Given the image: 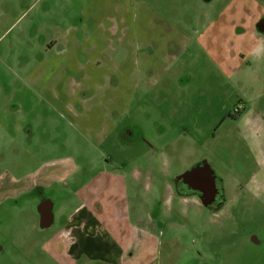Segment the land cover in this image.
<instances>
[{"label": "crops", "instance_id": "crops-1", "mask_svg": "<svg viewBox=\"0 0 264 264\" xmlns=\"http://www.w3.org/2000/svg\"><path fill=\"white\" fill-rule=\"evenodd\" d=\"M21 1L25 0H0V208L15 201L23 213L25 205L35 206L33 222L24 217V225H29L34 237L36 231L43 237L42 251L55 264H183L189 252L184 245V224L179 228L177 222L154 218L149 198L165 187L161 176H167L172 161L177 160L168 148L196 143L201 131L215 126L210 116L217 110V74L224 83L241 76L245 68L241 57L256 51L250 41L257 31L249 33L247 23L240 29L218 27L219 16L211 21L206 15L146 11L129 21L122 62V47L112 40L107 45L88 43L90 35L104 28L101 23H97L101 29L87 25L97 15L88 12L87 22L76 24L72 12L52 14L45 4L43 21H34L31 30L24 27L20 35V41L28 31L35 37L32 60L21 58L10 79L1 47L6 35L1 32L2 20ZM104 29L115 34L114 28ZM126 59L127 110H120L114 101L121 94L116 75L110 81L106 74L96 82L97 98L112 99L111 109L104 113L106 124L98 129L99 146L111 141L120 156L95 171L83 151L67 155L73 146L81 151L86 136L67 133L54 114L61 107L67 125L94 130L88 116L96 111L83 101L79 89L84 91L103 67L120 72ZM25 66H31V75H26L30 71ZM125 115L128 121L122 123ZM89 141L94 144L92 137ZM51 146L56 149H48ZM9 147L11 155H6ZM58 148L62 156L56 155ZM136 148L140 153L131 155ZM9 156L11 168L3 164ZM28 162L34 165L26 172ZM199 168L201 176L213 179L210 165ZM186 172L172 178L174 187L163 188L171 195L165 211L172 215L187 202ZM209 188L214 186L209 184L202 191L190 188L201 196L200 207H211L217 200V193ZM169 227L177 230L169 234Z\"/></svg>", "mask_w": 264, "mask_h": 264}, {"label": "rangeland", "instance_id": "rangeland-1", "mask_svg": "<svg viewBox=\"0 0 264 264\" xmlns=\"http://www.w3.org/2000/svg\"><path fill=\"white\" fill-rule=\"evenodd\" d=\"M45 4L50 7L52 14L55 12L63 16L65 12H72L76 24L82 20L87 22L88 12L97 15L95 22H87L89 28H99L97 23H101L104 28H114L115 34L109 35L105 33L109 29L99 28L100 33L90 35L88 43L107 45L112 40L115 46L122 47V62L124 49H127L129 41V21L136 14L146 11L179 12L193 17L206 15L211 16V21L216 18L214 16H219L218 27L225 24L240 29L245 28L244 23H247L249 33L257 31L258 35L250 41V48L253 47L256 51L252 55L241 57L245 67L241 76H235L237 78L233 77L230 82L224 83L225 80L217 74L218 104L216 114L210 116L215 119V126L212 124L208 130L201 131L202 136L196 143L186 142L177 148H168L172 157L177 160L172 161L173 169H168L167 176H161L160 179L165 187H174L172 178L175 175L191 171L200 165H210L217 186L215 204L207 208L200 207L201 196L187 185L183 190L187 202L183 207L179 206L177 211L174 210L173 215L165 211L171 196L163 189L165 187L160 193L150 197L149 202L150 213L154 218L161 216L169 224L177 222L179 228L184 224V245L189 252H186L183 264H264V0H70L67 3L52 0L21 1L17 8L10 6L12 14L9 13L2 20L4 25L1 32H6V35L1 47L7 55L10 79L12 70H17L21 58L29 57L32 60L35 37L28 31L20 41V35L24 27L31 30L34 21H43ZM23 14L25 15L21 17ZM195 21L198 22L196 19ZM125 64L120 72L103 67V71L98 72L99 76L87 83V88L83 87L84 91L76 87L81 95L84 94L83 101H87L88 106L96 111L88 116V121L94 124V130L81 128L76 123L67 125L68 117L61 107L54 114L57 115L55 119L58 125L67 129V133L70 131L81 138L86 136L83 138L84 146L81 144L82 150L79 151L73 146L69 149L71 153L67 155L80 154L83 151V156H87L91 168L95 166V171L108 166V161L112 158V161L117 162V157L120 156L118 146L111 141L99 146L98 129L106 124L104 113L111 109L112 99L97 98L96 82L106 74H109L107 76L110 81L112 74L116 75L115 79L120 80L121 94L114 101L118 103L120 110H127V59ZM26 66L25 71H30L25 72L27 75L32 70L31 66ZM109 84L115 85L113 82ZM66 86L70 89L69 84ZM31 93L29 92V96ZM34 96L36 100H40L36 93ZM236 108H239V112ZM127 121V115L123 116L122 123ZM89 137H92L94 144L89 141ZM48 149L54 150L56 147L51 146ZM30 150L32 152V148ZM57 152V156L63 155L59 148ZM127 153L129 151H126V155ZM139 153V148L130 152L131 155ZM5 154L11 155L10 147ZM10 158L11 156L6 159V165V162L3 163L7 168H11L8 162ZM33 165V162L26 163L25 171H29ZM52 198L57 200V196ZM19 203L22 205V200ZM34 207L32 203L27 204L25 212L22 213L14 201L0 208V264H55L42 251L40 239L43 237L37 231L34 237L33 233L30 234L29 225H24V217L33 222ZM176 230L169 227L166 232L171 234Z\"/></svg>", "mask_w": 264, "mask_h": 264}, {"label": "water", "instance_id": "water-1", "mask_svg": "<svg viewBox=\"0 0 264 264\" xmlns=\"http://www.w3.org/2000/svg\"><path fill=\"white\" fill-rule=\"evenodd\" d=\"M200 174L201 168L196 167L193 170L186 172L184 181L195 189H207L209 184L214 186V179H208L204 182L202 178L203 176Z\"/></svg>", "mask_w": 264, "mask_h": 264}, {"label": "flooded vegetation", "instance_id": "flooded-vegetation-1", "mask_svg": "<svg viewBox=\"0 0 264 264\" xmlns=\"http://www.w3.org/2000/svg\"><path fill=\"white\" fill-rule=\"evenodd\" d=\"M202 178H203V181H204V182L207 180L206 177H205V178L202 177ZM189 186H190V185H189ZM189 188H192V189H193L194 187L190 186ZM194 190H195V189H194ZM199 190L202 191L203 189H199ZM208 190H209V191L214 190L215 194L217 193V186H216V182H215V180H214V188H213V189H212V188H209ZM208 190H207V191H208ZM211 193H212V192H211Z\"/></svg>", "mask_w": 264, "mask_h": 264}, {"label": "built area", "instance_id": "built-area-1", "mask_svg": "<svg viewBox=\"0 0 264 264\" xmlns=\"http://www.w3.org/2000/svg\"><path fill=\"white\" fill-rule=\"evenodd\" d=\"M236 111L239 112V108H236Z\"/></svg>", "mask_w": 264, "mask_h": 264}]
</instances>
